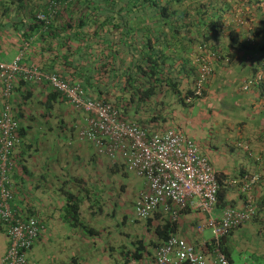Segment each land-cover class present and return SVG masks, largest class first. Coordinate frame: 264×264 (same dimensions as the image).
<instances>
[{"label": "trees", "instance_id": "obj_1", "mask_svg": "<svg viewBox=\"0 0 264 264\" xmlns=\"http://www.w3.org/2000/svg\"><path fill=\"white\" fill-rule=\"evenodd\" d=\"M40 15L45 19L40 20ZM260 42L264 43V0H0L1 54L4 49L16 48L18 54L23 53L22 67L35 66L71 85L79 84L89 99L110 104L119 111L120 120L144 130L158 121L155 116H162L159 112L167 99L187 110L204 97L210 76L197 93L204 56H209V65L215 60L232 62L236 52ZM14 80L10 105L19 123L20 142L10 154L13 167L17 161L13 152L22 149L32 129L31 83L20 76ZM47 92L43 108L51 111L63 96L51 88ZM16 93L19 100H15ZM152 102L160 107L158 113L147 114L148 108L153 109ZM110 171L127 175L120 164ZM214 173L218 183L215 208L233 207L228 197L240 191L246 172H238L236 178ZM256 188L264 191V177ZM67 198L68 209L74 214L78 211L76 197L68 194ZM256 202L254 220L264 213V192ZM11 203L16 218H31L18 214ZM139 222L151 235L146 245L149 250L136 239L130 259L138 260L144 254L154 258L156 248L177 235L178 220L172 221L162 211L146 220H134ZM0 226L5 232L1 220ZM234 230L218 243L211 239L204 251L219 249L233 264L227 244Z\"/></svg>", "mask_w": 264, "mask_h": 264}, {"label": "crops", "instance_id": "obj_2", "mask_svg": "<svg viewBox=\"0 0 264 264\" xmlns=\"http://www.w3.org/2000/svg\"><path fill=\"white\" fill-rule=\"evenodd\" d=\"M8 49L0 53V62L9 63L18 54L16 48ZM211 66L204 97L196 100L187 110H182L167 99L162 113L159 112L162 116H155L158 121L144 126L149 128L145 131L154 133L156 130L163 132L173 129L197 146L215 172L230 174L235 178L238 172H246L243 177L258 173L263 178L264 85H253L245 91L241 88L253 75L262 74L264 77V43L236 52L232 62L215 60ZM29 88L32 92V120L29 125L32 129L28 130L29 139L22 149L13 152L17 161H14L11 172L13 209L23 217L37 219L42 225L39 238L27 253L28 264H154V258L147 254L138 260L129 257L133 253L134 240H142L146 246L151 239L146 226L141 222L134 223L133 218V205L139 193L145 189L144 180L126 210L127 203H120L114 190L117 183L113 178L118 175L110 171L114 164L106 157L97 155L92 144L76 138L77 132L85 124L84 114L75 111L64 97L54 104L51 111H47L43 107L49 88L43 84H31ZM1 97L0 82V108L3 103ZM15 100H19V93H16ZM151 104L153 109L148 108L147 114L158 113V104ZM191 116H203L200 122L204 123L209 121L206 116L224 123L227 130L223 135L226 138L225 148L233 153L237 152L236 148L242 151V156L238 154L235 162L239 163L238 167L215 165L210 160L208 153L215 146L212 145L210 150L203 137H199L202 140L200 143L194 140L196 132L190 131L189 124L197 123L193 122ZM218 116L219 119H216ZM226 116H231L230 120ZM232 116H252L255 125L248 126L251 117L236 120ZM145 117L149 116H141L142 119ZM233 122L238 132L231 139L228 134L234 126ZM215 124L218 125V122ZM263 192L255 185L250 193L256 208V197ZM68 194L76 197L74 202L78 205V211L74 214L68 209ZM228 199L233 208L243 209L245 206L246 196L240 191L231 194ZM220 210L215 208L213 212L219 215ZM205 221L204 213L187 210L178 219L177 236L204 250L209 241L197 232V227ZM263 222L264 213H260L255 220L236 228L227 244L230 255L237 244H241L239 254L242 256L249 246L263 240L259 234L260 229H264ZM1 226L0 264L8 246ZM253 250L251 256L256 257L255 247ZM126 252L128 254L125 256ZM213 252L208 250L206 264L214 263ZM259 256L264 258V255Z\"/></svg>", "mask_w": 264, "mask_h": 264}, {"label": "built area", "instance_id": "obj_3", "mask_svg": "<svg viewBox=\"0 0 264 264\" xmlns=\"http://www.w3.org/2000/svg\"><path fill=\"white\" fill-rule=\"evenodd\" d=\"M39 19L45 18L40 15ZM22 57L23 53H19L9 63L0 62L1 96L4 99L0 110V220L6 225L8 243L1 264H28L27 253L42 229L35 218L25 221L16 218L10 207L13 199L10 154L20 142L17 134L19 123L10 105L15 76L31 84L46 83L59 92L75 111L84 114L85 124L76 135L78 141L92 144L97 155L106 157L114 165H123L125 172L144 180L145 189L133 205L134 219L146 220L160 210L172 221H177L185 210L198 211L206 215V221L197 227V232L202 234L205 228L211 227L213 239L218 243L231 230L253 218L256 205L250 193L260 181V174L243 178L240 189L246 196L243 209L227 206L215 215L217 178L208 159L190 139L173 129L148 133L136 123L124 122L119 119L117 109L89 99L79 84L71 85L35 66L22 67L19 64ZM201 61L197 93L212 72V66L208 64L209 56H204ZM262 78L258 75L248 80L241 89L245 91L258 85ZM213 253V264H229L219 249ZM206 257L207 252L201 246L189 244L174 235L156 248L154 264H206Z\"/></svg>", "mask_w": 264, "mask_h": 264}, {"label": "rangeland", "instance_id": "obj_4", "mask_svg": "<svg viewBox=\"0 0 264 264\" xmlns=\"http://www.w3.org/2000/svg\"><path fill=\"white\" fill-rule=\"evenodd\" d=\"M202 117L203 116H191L193 122H196L198 124V125L195 123L189 124L190 131L195 130L196 135H197V136L196 135L194 136L195 138L194 140L197 143H200L202 140L199 137H203L204 139L203 142L206 143V145H208L210 150H212V147H213L212 145L215 146V149L212 150L210 153H208L210 160L215 165L227 164L230 167H238L239 163H235V162L237 160V156L239 155L242 156V151L236 148L235 150H237V152L233 153L231 151H228L225 148L226 138L223 135L224 133L225 134L227 133V130L224 129V125H223L224 123L223 124L220 123V121L215 120V118L210 120V118H208L207 116H206V119L209 120L208 122H205V123L203 121L200 122L202 120ZM226 117L228 118V120H230L231 116H226ZM240 117L244 119L251 117V120H249L247 124L250 127L255 125V122L252 120V116H232V119L238 120ZM216 119H219V116L216 117ZM215 122H218V125H216ZM233 124L234 126L230 130L231 132H229L228 134V137H230L231 139H234V137L237 135V132H238V129L235 127V122H233ZM113 181L117 183L114 190L118 194L119 202L127 203V206L125 209L128 210L129 201L132 199L134 194L141 187L142 179L133 174L127 173L126 176H122L121 174L115 175V178H113ZM117 220H119V217H117ZM260 225L262 226V224ZM263 225H264V222H263ZM259 234L261 237H263V240H261L259 243L249 246V250H247V252H244L245 254H243L242 256H240L239 254L241 244H237L236 249L231 254L233 264H255V263L264 264L261 256H259V255H264V231L260 229ZM202 237L208 241L213 239L214 235H213L212 228L211 227L205 228L203 230ZM253 247H255L256 249V254H257L256 257L251 256V251L253 250Z\"/></svg>", "mask_w": 264, "mask_h": 264}, {"label": "clouds", "instance_id": "obj_5", "mask_svg": "<svg viewBox=\"0 0 264 264\" xmlns=\"http://www.w3.org/2000/svg\"><path fill=\"white\" fill-rule=\"evenodd\" d=\"M251 221V220H250Z\"/></svg>", "mask_w": 264, "mask_h": 264}]
</instances>
